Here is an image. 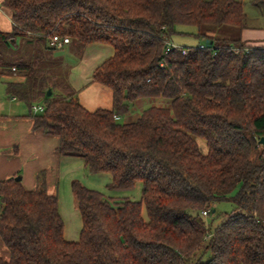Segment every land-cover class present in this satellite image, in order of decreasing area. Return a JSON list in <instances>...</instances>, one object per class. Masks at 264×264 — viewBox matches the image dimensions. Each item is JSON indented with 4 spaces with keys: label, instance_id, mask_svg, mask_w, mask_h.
<instances>
[{
    "label": "trees",
    "instance_id": "16d2710c",
    "mask_svg": "<svg viewBox=\"0 0 264 264\" xmlns=\"http://www.w3.org/2000/svg\"><path fill=\"white\" fill-rule=\"evenodd\" d=\"M253 3L264 8V0ZM1 5L12 22L10 31H0L1 43L17 37L44 42L58 33L81 46L112 47L113 54L92 71V80L112 91L111 108L86 109L48 67L49 46L29 60L0 56V78L8 68L20 74L6 80V93L29 109L43 105L32 114V128L58 137L60 156L80 158L92 173H108L112 189L138 181L142 187L140 199L132 200L72 180L81 227L78 240L69 241L56 194L42 184L26 189L15 176L0 180V239L9 252L0 264H264V44L242 40L247 23L241 1ZM177 25L195 26L192 34L204 46H168ZM221 25L235 26L236 36L214 34ZM144 97L167 98L169 104L150 105L136 119L120 121ZM228 199L234 207L219 224L206 223L213 204Z\"/></svg>",
    "mask_w": 264,
    "mask_h": 264
},
{
    "label": "crops",
    "instance_id": "0c3cea01",
    "mask_svg": "<svg viewBox=\"0 0 264 264\" xmlns=\"http://www.w3.org/2000/svg\"><path fill=\"white\" fill-rule=\"evenodd\" d=\"M1 1L0 31L8 32L11 30L12 22L9 12L2 7ZM29 38L32 39V37ZM241 38L247 43L264 44V30L245 28L241 31ZM21 40L17 37L11 43L17 45ZM32 40L30 44L36 50L39 47V51L46 52L44 49L48 46L47 38L43 45L42 41L37 43L36 39ZM63 47H66L65 50L68 47L73 49L78 48V44H72L70 40L61 48L50 50L53 53L51 56L54 55V51L62 50ZM80 50L79 57L74 61L72 57L70 58L71 67L68 70L66 82L75 91L77 99L86 109L111 108L112 91L107 86L94 82L92 71L113 54L112 47L103 43H90L82 46ZM7 97L4 102L0 100V180L19 175L26 189H34L42 184L48 193L54 192L58 197V182L68 168L69 161L76 157L60 156L56 152L58 137L32 128V114L38 112H33L14 96L7 95ZM66 176H71L70 171ZM69 178V183L75 180L73 177ZM64 238L69 241L78 240L74 232L67 233L65 230ZM3 245L0 239V256L8 258L9 253Z\"/></svg>",
    "mask_w": 264,
    "mask_h": 264
},
{
    "label": "rangeland",
    "instance_id": "374dc122",
    "mask_svg": "<svg viewBox=\"0 0 264 264\" xmlns=\"http://www.w3.org/2000/svg\"><path fill=\"white\" fill-rule=\"evenodd\" d=\"M243 3V10L246 14V23L248 29L255 30H264V8L259 5H255L253 0H239ZM177 33L172 34L168 37V42L173 43L178 46L183 47H195L199 43L203 42L202 37H196L192 33L197 31V28L192 25H177ZM214 34L220 36H236L237 28L235 26L221 25L219 27H214L212 29ZM191 33V34H189ZM21 42L17 45L5 44L0 42V56L5 60L10 62H15L19 60H29L32 55L38 50L30 44L32 41L29 37H21ZM72 44H77L76 40L71 39ZM43 45V42L41 43ZM261 44V43H259ZM66 47H63L62 50L54 51V55L51 56V53L45 50L47 53L44 54V59L48 67L56 73L62 80L66 81L68 70L71 67V60L74 61L77 57L80 56L81 45L78 44V48H70L65 50ZM53 54V53H52ZM20 74L16 76L8 68L5 71V75L0 78V100L4 102L7 100L6 86L5 82L9 79H20ZM169 100L163 97H144L136 100L129 107V112L122 115L120 121H132L138 117L140 112L149 107L150 105H159L167 106ZM199 147L205 151L206 146L205 142L202 139H198ZM81 159L73 158L72 161H69L68 168L63 172L59 182H58V202H59V211L64 221V230L65 232H74L76 239H78L81 220L78 213V210L75 208V203L73 195L71 194L69 177L80 181L84 185L99 190L103 192L106 196H111L114 198H124L127 197L132 200H139L141 194V182L138 181L134 184L132 188L129 189H112L107 186L110 181V175L108 173H92L87 167L80 161ZM70 171L71 176L65 175ZM17 176V175H16ZM239 185H237L229 194L233 196L238 190ZM55 194L54 192H51ZM215 213H211L208 216L204 217L206 223L211 224L212 227H215L219 224L222 213L228 212L234 207V203L231 199L219 201L213 204ZM142 216L144 219H147L146 210L143 207ZM4 249L7 250L5 245ZM8 252V250H7ZM9 253V252H8ZM8 257V256H7ZM7 259V258H5Z\"/></svg>",
    "mask_w": 264,
    "mask_h": 264
},
{
    "label": "built area",
    "instance_id": "2783aa9c",
    "mask_svg": "<svg viewBox=\"0 0 264 264\" xmlns=\"http://www.w3.org/2000/svg\"><path fill=\"white\" fill-rule=\"evenodd\" d=\"M69 41H70V38L68 36H62L58 33H53L48 37L47 45L53 49H59L62 46H64L66 43H68ZM168 46L176 47V45L170 42H168ZM203 46H204L203 43H200L198 45V47L200 48H202ZM182 52H185V48H182ZM30 108L33 112H41L44 109L43 105L39 103L32 104ZM115 119H118V117H115ZM203 214H206V212L204 211Z\"/></svg>",
    "mask_w": 264,
    "mask_h": 264
},
{
    "label": "water",
    "instance_id": "95a60500",
    "mask_svg": "<svg viewBox=\"0 0 264 264\" xmlns=\"http://www.w3.org/2000/svg\"><path fill=\"white\" fill-rule=\"evenodd\" d=\"M50 94H51V90H50V88H48L47 91H46V95L49 96ZM260 143H264V138L263 137L261 138ZM14 179L19 181L20 180V176L17 175V176L14 177Z\"/></svg>",
    "mask_w": 264,
    "mask_h": 264
}]
</instances>
